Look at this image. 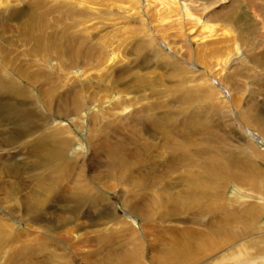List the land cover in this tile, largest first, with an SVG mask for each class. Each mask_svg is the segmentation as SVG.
I'll return each mask as SVG.
<instances>
[{"label":"bare ground","instance_id":"6f19581e","mask_svg":"<svg viewBox=\"0 0 264 264\" xmlns=\"http://www.w3.org/2000/svg\"><path fill=\"white\" fill-rule=\"evenodd\" d=\"M161 1L168 14L192 20L211 35L210 20L195 15L186 0ZM215 1L196 0L201 9ZM98 5L0 0V22L35 17L26 37L48 71L39 90L34 74L9 68L0 44V211L10 215L0 212V264H264V167L255 159H264V153L233 135L237 121L244 134L252 129L264 137V114L248 107L249 100L243 104L239 86L235 108H229L213 90L211 72L209 77L187 71L183 53L170 42L166 50L176 59L162 49L150 54L144 44L135 45L130 62L115 50L107 52V39L97 34L103 22H96L98 31L78 23L87 13L86 22L107 19L109 11ZM134 9L139 17L142 11ZM51 13L57 25L67 18L78 29L38 37L51 27L45 22ZM142 21L136 20L146 24ZM251 61L264 72L260 54ZM94 62L108 67L95 81L86 67ZM133 62L138 69L155 65L165 75L168 67V76L177 78L171 97L166 87L158 90L137 76L136 87H119L115 65L131 70ZM141 86L149 93L133 94ZM160 92L164 99H156ZM110 191L140 227L117 216L104 194ZM12 217L22 221V230ZM125 235H131L129 243Z\"/></svg>","mask_w":264,"mask_h":264},{"label":"rangeland","instance_id":"374dc122","mask_svg":"<svg viewBox=\"0 0 264 264\" xmlns=\"http://www.w3.org/2000/svg\"><path fill=\"white\" fill-rule=\"evenodd\" d=\"M91 1L93 3L96 2L100 4L98 5L97 8L101 9V11L105 12L106 11L105 9L109 11L107 19H104L102 21V18L98 20L96 18V19L88 20V22H86L87 19H90L88 18L90 13H87L83 16L85 22L81 21L78 23H80L82 26L87 25L88 28L92 30L93 27L91 26L95 25L96 27L97 21L100 22L99 25L102 24L103 22L102 24L103 26L101 25L103 28V31L97 34L98 35L102 34L103 35L102 38L107 39V42H106V48L108 47L107 52L109 50H115L121 55L123 60L128 58L130 62V60H132L131 57H133L132 55L133 49L134 48L136 49L138 45L144 44V46L147 45L148 47L147 49L150 54L152 52L151 50L155 49L157 51H160V49H162L161 51H166L165 53H167L168 55L170 54L172 58L176 59L177 56L175 57L174 55L173 57V55H171L172 52L166 50V44L170 42L169 44L171 45L173 50L175 49L178 52L183 53L182 54L183 58L181 57L182 58L181 61H182V64L187 68V71H190L189 67H191L192 72H194L195 75L196 73L197 74L203 73L209 77H210V72H211L212 76L210 77V79L214 86L213 90L214 91L217 90L219 92L220 99L223 100L225 104L229 106V108H235L233 105V99H239V93L236 91L235 86H239L242 88V92H243L242 93L243 104L245 105L246 101L249 100L250 104L248 103V107H253L252 105H254L256 106V108H258L257 111H262V114H264V74H263L264 72L261 71L258 67L255 68L254 67L255 65L251 61L252 56L254 57L258 54H260L262 58L264 59V30H263L264 29V21H263L264 11H262L264 10L263 0L261 1L260 0H234V1L233 0H216V1L214 0L215 2L211 3V6L205 9H201L200 6L198 5L199 2L197 3L196 0H186L185 2L189 3V6L193 8L192 11L194 13L196 12L195 15L201 16L200 18H205V20H208V21L210 20L209 22H211L210 25L212 26L211 27L212 31L209 33L211 34L210 36L205 31L200 30L198 28V25L192 26L194 25V22H191L192 20L182 21V19L180 18V21H179L176 19V17L172 13L168 14L166 11V7L162 3L161 0H147L146 2L145 0H113L115 3L113 5L111 4L113 2L110 3V0H107V2L100 1V0H91ZM179 1L181 2L184 0H179ZM146 3H148V7L145 12L144 10L146 8ZM118 5L120 6V10L117 9ZM134 8H137L140 11H142L139 17H137V13L135 11L136 9ZM39 10L40 9H36V11H39ZM226 13L229 18L227 17ZM101 14H102L101 16L105 18L104 17L105 13H101ZM48 16L49 17L46 18L45 22L48 23L50 21L51 27L47 26L45 30L38 35V37L43 36L45 34L52 33L51 30L53 31L57 30L60 33V32H65L63 31L64 28L69 27L70 28L68 29L69 32H65V33L71 34V33H74L75 29H78L75 26V24H72V22L67 18L63 20L64 21L63 25H57L58 23H56V19L53 18L54 14L51 13ZM40 17L43 19L42 15ZM162 18H164L165 21L161 20ZM34 19H35L34 16L25 15L18 21L9 20L10 22H5V21L0 22V36H1L0 44L4 46L1 52L8 56V59H4V60L9 64V68L15 72L18 69L24 71L25 73L28 72L29 74L28 73L27 74L29 76H33L34 74V76L38 78L39 90H41L43 76H45L46 75L45 73H47L48 71H47V68L41 63V61H37L38 57L32 55V48H33L32 42L28 40V37H26V34L28 33V28H29L27 23L32 22ZM136 20L137 21L141 20V22H143L142 20H144L146 24L141 25L139 22H136ZM156 24L158 26H156ZM96 29L97 31L100 30L97 27ZM190 29H192V32L190 31ZM181 31H184V33L186 32L187 35L182 36ZM188 31L190 32L188 33ZM150 33L152 34L150 35ZM195 34L198 36L194 40H191L192 36H194ZM135 45L137 46L135 47ZM226 56H229L228 63L227 61L225 64L224 62L221 63L222 62L221 59L222 58L224 59ZM239 56L241 60L238 59L236 61V58ZM34 57L36 58V60ZM95 64L96 63L94 62L92 63V65L86 66L87 68L89 67H91V69L93 68L92 71L90 69L91 73L93 71L94 72L96 71L95 73L93 72L94 74L92 73V76L94 77V81L96 80V78H101L105 76V74H107L108 72V67H106V64H102L101 66H98L97 64L96 65ZM221 64H224V66H222ZM117 65H119V63L115 65L116 66L115 67V70H116L115 77L119 78V81L121 80L120 78H122L121 82L123 83L119 87H124V88H127L128 86L136 87L139 84L137 81L138 78H142V79L144 78L143 79L144 83L156 84V87L158 90H161V89L163 90L162 88L163 86L166 87V90H168V93H166V95L168 97H171L170 94L174 93L173 91L176 89L175 85L177 84V78H174V77L170 78L168 76V72H167L168 67H166L167 75H165L164 73L165 70L163 71L161 68L155 65L151 67L147 66V68H144V69H138L133 62L131 65L132 66L131 70L128 69L129 67H126L123 69L122 66H125V65H122V66L121 65L117 66ZM241 65H243L245 68L242 67ZM100 69H102V71ZM103 70H104V73L102 74L101 72H103ZM111 70L113 69H110V71ZM159 72H160V75H158ZM148 74L151 78L148 77ZM135 76H137L138 78ZM186 76L190 77L192 76V74L190 72H187ZM164 80L165 81L167 80L166 81L167 83ZM93 85L96 86L97 84H93ZM125 85L127 87H125ZM201 88L205 90L207 89V85L204 84ZM90 91L91 89H89V91L87 90L88 93ZM143 92L145 94L149 93L148 89L143 90L141 86L138 89V91L133 92V94H142ZM161 92L157 96L154 93L156 99L165 98L163 96L165 94ZM160 95H161V98H159ZM214 96L215 98L217 97L216 95ZM228 111L230 112L232 116L234 115L236 116V118H238L237 114H235L233 111H230L229 109ZM236 111L238 112V110ZM61 121L63 120L61 119ZM236 122L237 121L233 123V126L235 128L233 135L244 138L248 142L249 145L251 144V145H254V147L256 148L258 147L257 148L258 151L260 153H264V143H263L264 137L260 135L257 131H254L252 129L250 130V132L247 133V135L244 134L246 132L240 130L238 128L239 123L238 122L236 123ZM79 135L83 136L84 131L79 132ZM23 150L24 148L21 149V151L24 154ZM4 158H6V156H4ZM255 159L259 162L260 165L264 167L263 157L257 156ZM0 177H2V179L4 178L3 175H0ZM8 181H13V177L10 176V179H8ZM23 192H26V190H23ZM228 192H231V190L228 189ZM104 194L106 195V197L110 198L113 206L117 209V216L122 218L123 222L127 223L128 225L129 223L130 224L133 223L136 227H140L141 223L139 219L136 217H133L129 213V210L125 208L120 197H118L113 191H110ZM0 196H2V194H0ZM0 212L2 214L5 213L6 216L9 215L7 211H0ZM12 220L15 222L19 230L20 229L22 230L24 228L22 221L15 219L13 217H12ZM93 237L99 238L98 235L94 233H93ZM125 238H126V235H125ZM126 239H127V242L129 243V241L131 240V235H129Z\"/></svg>","mask_w":264,"mask_h":264}]
</instances>
